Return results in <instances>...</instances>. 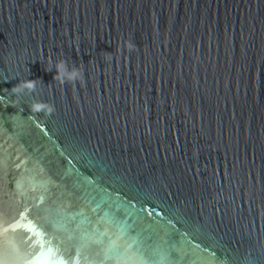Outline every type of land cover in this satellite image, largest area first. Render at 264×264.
Returning <instances> with one entry per match:
<instances>
[{"label": "water", "instance_id": "water-1", "mask_svg": "<svg viewBox=\"0 0 264 264\" xmlns=\"http://www.w3.org/2000/svg\"><path fill=\"white\" fill-rule=\"evenodd\" d=\"M0 264H264V0H0Z\"/></svg>", "mask_w": 264, "mask_h": 264}, {"label": "clouds", "instance_id": "clouds-1", "mask_svg": "<svg viewBox=\"0 0 264 264\" xmlns=\"http://www.w3.org/2000/svg\"><path fill=\"white\" fill-rule=\"evenodd\" d=\"M58 67H59V68H63V67H64L63 62H61V63L58 65ZM73 75H75V73H74ZM25 86H26V87H29V88L33 87V85H32L31 83H29L28 85H25ZM51 110H52V109L50 108L49 111H51Z\"/></svg>", "mask_w": 264, "mask_h": 264}, {"label": "snow or ice", "instance_id": "snow-or-ice-1", "mask_svg": "<svg viewBox=\"0 0 264 264\" xmlns=\"http://www.w3.org/2000/svg\"><path fill=\"white\" fill-rule=\"evenodd\" d=\"M49 254H50V255H54V253L52 252L51 249L49 250Z\"/></svg>", "mask_w": 264, "mask_h": 264}]
</instances>
